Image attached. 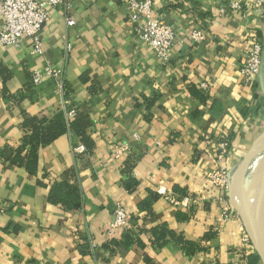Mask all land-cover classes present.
<instances>
[{"label":"crops","instance_id":"0c3cea01","mask_svg":"<svg viewBox=\"0 0 264 264\" xmlns=\"http://www.w3.org/2000/svg\"><path fill=\"white\" fill-rule=\"evenodd\" d=\"M231 1L152 0L154 14L178 31L167 62L136 39L122 0H71L73 27L65 7L52 8L42 55L31 37L0 45V264H261L240 218L227 215V196L209 182L264 136V54L259 76L240 71L250 41L264 44V14ZM47 60L62 68L89 117L90 147L75 155L82 141L66 131L38 146L30 170L24 120L47 125L62 107L54 79L31 87ZM125 143L130 150L118 156ZM68 170L82 198L73 210L50 199ZM163 189L186 204L172 205ZM116 201L138 242L105 235Z\"/></svg>","mask_w":264,"mask_h":264},{"label":"built area","instance_id":"2783aa9c","mask_svg":"<svg viewBox=\"0 0 264 264\" xmlns=\"http://www.w3.org/2000/svg\"><path fill=\"white\" fill-rule=\"evenodd\" d=\"M126 10L128 23L132 26L136 39L153 48L157 54L164 60L169 61L173 51L177 36V29L153 12L152 0H122ZM231 7L238 11H254L264 14V0H233ZM56 6L65 7L67 14L65 21L67 26L73 27L77 23L76 17L71 13V0H0V45L2 47H18L23 37H31L34 42L33 52L43 54L42 40L43 29L50 18L52 8ZM192 38L196 41L204 39L202 30H195ZM64 58L72 50V43H67ZM264 44L260 38L250 41L246 50L244 62L240 67L241 73L247 78L252 79L259 76L263 65ZM44 77L54 79L58 92L62 95V107L67 121L69 132L71 128L69 122L77 115L78 105L73 100V94L67 83L65 73L56 63L47 60L42 69L34 70L31 73V86H37ZM201 88L206 90L207 85L202 84ZM226 143L221 144L225 151ZM128 144H121L116 152L120 156L124 151H129ZM75 155H81L85 152L83 143L73 147ZM232 170L219 168L214 170L209 177L211 185L216 186L225 193L229 189V180ZM164 197L174 206L186 204V199L179 198L175 193L165 189L160 191ZM226 194V193H225ZM229 208H226L227 215ZM131 228V216L126 206L116 201L112 207V221L106 236L110 239H122L125 231ZM133 229V228H132ZM243 241L252 244L248 238L243 225ZM91 246L95 244L91 240Z\"/></svg>","mask_w":264,"mask_h":264},{"label":"trees","instance_id":"16d2710c","mask_svg":"<svg viewBox=\"0 0 264 264\" xmlns=\"http://www.w3.org/2000/svg\"><path fill=\"white\" fill-rule=\"evenodd\" d=\"M32 87V86H31ZM33 89V88H32ZM15 98V97H13ZM67 121L64 115V111L61 109L60 112L49 121V124L44 125L40 118L38 117H27L24 120L23 126L25 128V142H29L31 146V151L29 154V160L27 161V167L32 170L34 168V164L38 160L37 156V149L40 144H49L57 137L63 135L66 131H69ZM70 128L72 132H75L82 143L88 147L89 141L86 128L89 125V117L88 115L84 114L83 111L77 108V115L76 117L69 122ZM85 146V147H86ZM20 151H18V154ZM18 156V155H17ZM15 155V158L17 157ZM15 158L12 160L15 161ZM32 168V169H31ZM69 177L73 178L74 171L68 170L66 174L63 175L62 179L55 180L52 184L50 190V199L53 200L54 203H61L67 209L73 210L80 208L82 205V198L80 189L75 183L71 182ZM75 176V175H74ZM134 233L131 228L127 229L122 237L123 242L126 244H132L134 241Z\"/></svg>","mask_w":264,"mask_h":264},{"label":"bare ground","instance_id":"6f19581e","mask_svg":"<svg viewBox=\"0 0 264 264\" xmlns=\"http://www.w3.org/2000/svg\"><path fill=\"white\" fill-rule=\"evenodd\" d=\"M230 185L229 195L236 208L243 201L259 205L264 200V136L255 145L249 161L235 167Z\"/></svg>","mask_w":264,"mask_h":264},{"label":"water","instance_id":"95a60500","mask_svg":"<svg viewBox=\"0 0 264 264\" xmlns=\"http://www.w3.org/2000/svg\"><path fill=\"white\" fill-rule=\"evenodd\" d=\"M254 144L246 159L241 164L249 161L254 150ZM237 210L256 255L260 259L261 264H264V200L259 205H250L248 201H243L237 207Z\"/></svg>","mask_w":264,"mask_h":264},{"label":"rangeland","instance_id":"374dc122","mask_svg":"<svg viewBox=\"0 0 264 264\" xmlns=\"http://www.w3.org/2000/svg\"><path fill=\"white\" fill-rule=\"evenodd\" d=\"M234 169H232V172H233ZM230 188H231V185H230V180H229V189L225 190V193L226 194L224 193L227 196V199H228V203H229V213H231L232 215H235V216L239 217L237 208L231 203L230 198L228 196V193H230Z\"/></svg>","mask_w":264,"mask_h":264}]
</instances>
